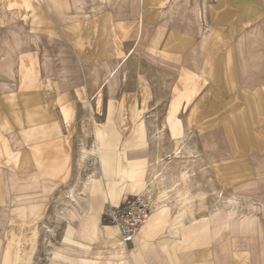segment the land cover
Instances as JSON below:
<instances>
[{"label": "crops", "instance_id": "0c3cea01", "mask_svg": "<svg viewBox=\"0 0 264 264\" xmlns=\"http://www.w3.org/2000/svg\"><path fill=\"white\" fill-rule=\"evenodd\" d=\"M0 264H264V0H0Z\"/></svg>", "mask_w": 264, "mask_h": 264}, {"label": "built area", "instance_id": "2783aa9c", "mask_svg": "<svg viewBox=\"0 0 264 264\" xmlns=\"http://www.w3.org/2000/svg\"><path fill=\"white\" fill-rule=\"evenodd\" d=\"M165 201L164 197L147 186L139 196L125 199L121 206L110 209L104 217L118 228L122 243L126 246L132 245L139 228Z\"/></svg>", "mask_w": 264, "mask_h": 264}, {"label": "rangeland", "instance_id": "374dc122", "mask_svg": "<svg viewBox=\"0 0 264 264\" xmlns=\"http://www.w3.org/2000/svg\"><path fill=\"white\" fill-rule=\"evenodd\" d=\"M145 55H146V53H143V55L142 56H138V58L139 57H142V58H146L145 57ZM160 165V164H159ZM159 165H156L155 164V166H153V169H155V168H157ZM158 169V168H157ZM157 169H155V171H157ZM161 169H163V168H161ZM160 175H153L152 177H150L148 180H147V184H146V186H145V188L148 186V188H151L152 190H153V192L154 193H156L157 195H160V196H162V193L163 192H165V193H163V195L164 194H166L167 192H168V190H165V185L161 182V176L159 177ZM151 179V180H150ZM150 182H155V185H153V184H151ZM151 186V187H150ZM165 191H164V190ZM145 192V191H144ZM166 196H167V194H166ZM166 196H163L164 197V199H166V201H165V203H161L160 204V206L161 205H164V204H166L168 201H167V198H166ZM129 246V245H128ZM130 246H132V245H130Z\"/></svg>", "mask_w": 264, "mask_h": 264}, {"label": "bare ground", "instance_id": "6f19581e", "mask_svg": "<svg viewBox=\"0 0 264 264\" xmlns=\"http://www.w3.org/2000/svg\"><path fill=\"white\" fill-rule=\"evenodd\" d=\"M201 3H202V2H201ZM205 4H206V3H204V5H205ZM202 5H203V3H202ZM204 9H205V8H204ZM204 12H205V11H204ZM203 14H204V13H203ZM198 15L200 16V13H199ZM148 36H149V35H148ZM143 42H144V41H143ZM139 48H140V46H139ZM138 54H139V52H138ZM113 73H114V70H112V74H113ZM101 90H102V89H101ZM158 117H159V116H158ZM161 118H162V117H161ZM163 119H164V117H163ZM157 121H158V120H157ZM158 122H159V121H158ZM161 123H162V122H161ZM163 124H164V123H163ZM161 128H162V127H161ZM164 133H165V131H164ZM189 150H190V149H189ZM192 150H193V149H192ZM190 154H191V153H190ZM190 154H189V155H190ZM169 156H172V155H169ZM171 158H172V157H171ZM157 159H158V158H157ZM158 160H159V159H158ZM173 161H174V158H173ZM179 161H180V160H179ZM152 165H153V164H152ZM175 165H176V164H175ZM193 165H194V164H193ZM152 167H153V166H152ZM173 167H174V166H173ZM173 169H174V168H173ZM173 169H172V170H173ZM160 170H161V169H160ZM174 172H175V171H174ZM167 175H169V173H168ZM186 176H187V175H186ZM186 176H185V177H186ZM181 178H183V177H181ZM184 179H185V178H184ZM150 180H151V179H150ZM187 180H188V179H187ZM183 181H184V180H183ZM174 182H175V180H174ZM181 182H182V181H181ZM185 182H187V181H185ZM150 183L153 184V185H155V182H150ZM177 183H178V181H177ZM187 184H188V183H186V186H187ZM180 186H181V184H180ZM150 187H151V186H150ZM168 187H169V186H168ZM170 187H171V186H170ZM182 187H183V186H182ZM163 190H164V189H163ZM165 190H168V189L165 188ZM165 190H164V191H165ZM163 193H165V192H163ZM163 193H162V197H163V196H166V194L163 195ZM166 198H167V197H166ZM189 209H190V208H189ZM133 254H134V253H133ZM133 258L135 259V261H136V260L138 261V255H136V256L133 257Z\"/></svg>", "mask_w": 264, "mask_h": 264}]
</instances>
